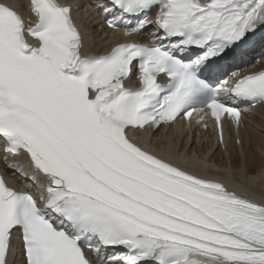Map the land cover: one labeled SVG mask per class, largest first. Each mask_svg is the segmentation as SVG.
Listing matches in <instances>:
<instances>
[{
    "label": "snow or ice",
    "instance_id": "snow-or-ice-1",
    "mask_svg": "<svg viewBox=\"0 0 264 264\" xmlns=\"http://www.w3.org/2000/svg\"><path fill=\"white\" fill-rule=\"evenodd\" d=\"M254 61L264 0H0V264H264ZM210 122L223 169L188 154Z\"/></svg>",
    "mask_w": 264,
    "mask_h": 264
},
{
    "label": "bare ground",
    "instance_id": "bare-ground-1",
    "mask_svg": "<svg viewBox=\"0 0 264 264\" xmlns=\"http://www.w3.org/2000/svg\"><path fill=\"white\" fill-rule=\"evenodd\" d=\"M75 4V0L73 1ZM89 18H91L90 15H80L79 16V23H82L84 25H87L89 28H91V24L89 21ZM95 33L92 34V37ZM94 40V39H93ZM96 40V46L97 48H102L101 45L99 47L98 43L101 42L99 38H95ZM91 49L93 52H96V49L91 46ZM255 66H245L244 71H257L264 67V65L257 63L254 61L253 63ZM256 114L254 116H247L245 117L246 121V127L241 129V137L244 140V149H245V156L242 158V162H245L248 168L254 169L256 173H260L262 169H264V147H262V143H264V106H257L255 110ZM196 132H199L197 135H195L194 140L195 141L191 143V146L189 148L188 154L191 156L193 153H195L199 158L203 159L205 157H210L209 162L215 163L217 167L223 169L227 166V162L229 160V153L231 154V157L233 159H236L239 155V146L235 145V136L232 134H229L227 137L228 141V153H225L221 150H215L211 151L213 148V141L210 135L209 130H204L199 127L195 128V134ZM229 132V129H228ZM227 134V133H226ZM171 135V134H170ZM198 136V138H197ZM251 139L252 142V150L248 151V145L249 140ZM178 142H182L183 144H188L187 136L183 137V140L180 141V138H177ZM2 165V164H1ZM220 179H223L226 183H229V177L226 175H222L218 177ZM15 181L23 187V184L18 180L15 179ZM244 183V177L238 176L231 178V183L229 186L233 187L236 184ZM250 192H255V197L259 198L261 195V192L264 191V174L260 176V181L256 185H252L249 188ZM17 264H19V260L17 261Z\"/></svg>",
    "mask_w": 264,
    "mask_h": 264
}]
</instances>
